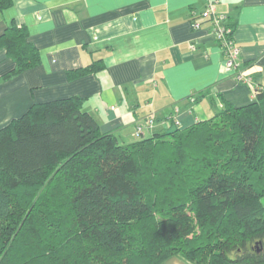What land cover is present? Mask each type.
<instances>
[{"label":"trees","instance_id":"16d2710c","mask_svg":"<svg viewBox=\"0 0 264 264\" xmlns=\"http://www.w3.org/2000/svg\"><path fill=\"white\" fill-rule=\"evenodd\" d=\"M0 48L15 62L6 77L40 62L24 24ZM263 196V89L131 142L101 133L78 96L0 128V264H264Z\"/></svg>","mask_w":264,"mask_h":264},{"label":"crops","instance_id":"0c3cea01","mask_svg":"<svg viewBox=\"0 0 264 264\" xmlns=\"http://www.w3.org/2000/svg\"><path fill=\"white\" fill-rule=\"evenodd\" d=\"M204 0H12L0 33L24 24L38 65L6 77L15 62L0 48V128L31 103L78 96L101 133L131 142L214 115L264 90V0H217L238 50L225 65L211 20L191 26ZM98 61L101 68L73 75ZM241 74L243 79L237 78ZM136 125L143 132L135 134ZM264 205V204H263ZM161 264H194L175 254Z\"/></svg>","mask_w":264,"mask_h":264},{"label":"built area","instance_id":"2783aa9c","mask_svg":"<svg viewBox=\"0 0 264 264\" xmlns=\"http://www.w3.org/2000/svg\"><path fill=\"white\" fill-rule=\"evenodd\" d=\"M204 1L205 5L203 9L200 11H191V26L193 28H198L204 19H210L211 30L216 39L219 40L223 46L226 67L236 70L238 50L231 37V28L225 22L226 16L225 14L215 12V4L217 3V0ZM237 78L239 80L243 79L240 73L237 75ZM134 132L136 135H140L143 132L142 126L136 125Z\"/></svg>","mask_w":264,"mask_h":264},{"label":"rangeland","instance_id":"374dc122","mask_svg":"<svg viewBox=\"0 0 264 264\" xmlns=\"http://www.w3.org/2000/svg\"><path fill=\"white\" fill-rule=\"evenodd\" d=\"M261 200H262V202H263V204H264V196L262 197V199H261Z\"/></svg>","mask_w":264,"mask_h":264}]
</instances>
